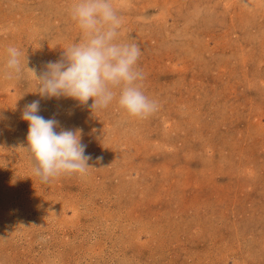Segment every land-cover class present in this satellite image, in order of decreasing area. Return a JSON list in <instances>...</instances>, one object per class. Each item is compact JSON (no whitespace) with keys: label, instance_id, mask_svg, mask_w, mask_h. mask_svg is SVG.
<instances>
[{"label":"rangeland","instance_id":"1","mask_svg":"<svg viewBox=\"0 0 264 264\" xmlns=\"http://www.w3.org/2000/svg\"><path fill=\"white\" fill-rule=\"evenodd\" d=\"M73 2L0 0V264H264V0H112L159 104L144 119L4 77L9 46L39 75L82 40ZM35 100L82 129L86 174H33Z\"/></svg>","mask_w":264,"mask_h":264},{"label":"clouds","instance_id":"2","mask_svg":"<svg viewBox=\"0 0 264 264\" xmlns=\"http://www.w3.org/2000/svg\"><path fill=\"white\" fill-rule=\"evenodd\" d=\"M71 19L81 30L80 42L63 50V58L49 62L37 74L28 68L26 55L17 47L6 49L3 75L16 79L25 70L36 81L41 97L71 98L90 108L106 109L115 102L129 116L144 119L158 111L157 101L143 91L145 75L138 66L142 55L137 43L121 39L123 19L112 0H74ZM40 101L27 104L22 120L28 124L25 152L33 174L41 183L63 175L86 174L90 156L81 142L82 129L59 130V121L39 115Z\"/></svg>","mask_w":264,"mask_h":264},{"label":"bare ground","instance_id":"3","mask_svg":"<svg viewBox=\"0 0 264 264\" xmlns=\"http://www.w3.org/2000/svg\"><path fill=\"white\" fill-rule=\"evenodd\" d=\"M151 4V3H150ZM181 5V4H180ZM154 9V8H153Z\"/></svg>","mask_w":264,"mask_h":264}]
</instances>
